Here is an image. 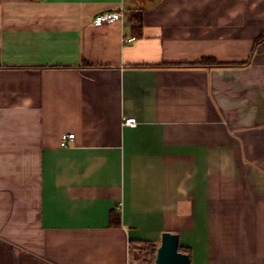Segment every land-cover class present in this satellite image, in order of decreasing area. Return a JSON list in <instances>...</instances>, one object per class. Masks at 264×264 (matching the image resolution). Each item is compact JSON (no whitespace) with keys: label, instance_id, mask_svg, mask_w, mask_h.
Wrapping results in <instances>:
<instances>
[{"label":"crops","instance_id":"1","mask_svg":"<svg viewBox=\"0 0 264 264\" xmlns=\"http://www.w3.org/2000/svg\"><path fill=\"white\" fill-rule=\"evenodd\" d=\"M262 34L264 0H0V264H264Z\"/></svg>","mask_w":264,"mask_h":264},{"label":"water","instance_id":"2","mask_svg":"<svg viewBox=\"0 0 264 264\" xmlns=\"http://www.w3.org/2000/svg\"><path fill=\"white\" fill-rule=\"evenodd\" d=\"M153 264H190L189 255L179 250L177 233L170 231L161 233Z\"/></svg>","mask_w":264,"mask_h":264},{"label":"built area","instance_id":"3","mask_svg":"<svg viewBox=\"0 0 264 264\" xmlns=\"http://www.w3.org/2000/svg\"><path fill=\"white\" fill-rule=\"evenodd\" d=\"M123 13L121 10H106L99 12L95 14L92 19L91 23L94 25H100L105 22H110L114 20H118L122 17ZM128 125H134L135 124V118L134 116H128L125 118L124 121ZM74 137V133H62L59 138V144L60 146H66L70 140H72ZM132 264H140L136 259L132 260Z\"/></svg>","mask_w":264,"mask_h":264},{"label":"trees","instance_id":"4","mask_svg":"<svg viewBox=\"0 0 264 264\" xmlns=\"http://www.w3.org/2000/svg\"><path fill=\"white\" fill-rule=\"evenodd\" d=\"M264 37V34L260 36ZM200 64L202 65H223V64H228L225 62H221L216 60L215 58L212 57H204L199 61ZM139 248L141 252V259L145 262H148V264H153L154 256H155V243L153 242H142L139 246H136ZM179 250L182 252H188V250L185 247H182L179 245Z\"/></svg>","mask_w":264,"mask_h":264},{"label":"rangeland","instance_id":"5","mask_svg":"<svg viewBox=\"0 0 264 264\" xmlns=\"http://www.w3.org/2000/svg\"><path fill=\"white\" fill-rule=\"evenodd\" d=\"M134 256L136 257L135 259L140 263V264H148V262H145L141 259V252L138 249L132 250Z\"/></svg>","mask_w":264,"mask_h":264}]
</instances>
